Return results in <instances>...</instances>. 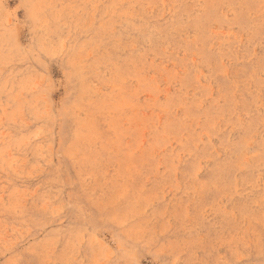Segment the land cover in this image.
I'll list each match as a JSON object with an SVG mask.
<instances>
[{"label": "rangeland", "instance_id": "1", "mask_svg": "<svg viewBox=\"0 0 264 264\" xmlns=\"http://www.w3.org/2000/svg\"><path fill=\"white\" fill-rule=\"evenodd\" d=\"M0 264H264V0H0Z\"/></svg>", "mask_w": 264, "mask_h": 264}]
</instances>
